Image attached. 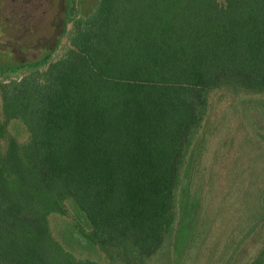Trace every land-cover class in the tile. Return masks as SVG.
I'll return each mask as SVG.
<instances>
[{
  "label": "trees",
  "instance_id": "16d2710c",
  "mask_svg": "<svg viewBox=\"0 0 264 264\" xmlns=\"http://www.w3.org/2000/svg\"><path fill=\"white\" fill-rule=\"evenodd\" d=\"M83 4L65 0L57 52L0 64V264H99L56 238V215L108 264H173L198 215L174 262L190 264L214 227L183 179L213 95L264 108V0ZM233 244L216 264H264V241L245 260Z\"/></svg>",
  "mask_w": 264,
  "mask_h": 264
},
{
  "label": "rangeland",
  "instance_id": "374dc122",
  "mask_svg": "<svg viewBox=\"0 0 264 264\" xmlns=\"http://www.w3.org/2000/svg\"><path fill=\"white\" fill-rule=\"evenodd\" d=\"M96 3L97 0H84V9L89 10ZM64 15L65 0H0V64L34 61L49 51L57 52L60 42L65 40L62 37ZM250 97L241 93L232 96L222 91L213 95L208 123L193 147L196 155L203 140L201 154L195 161L193 156L189 158L183 185L191 184L200 207L209 211L214 227L213 233L206 237L203 255H195L190 264H216L220 254L228 251L226 246L232 239L235 244L228 257L234 256L241 247L239 254H243L242 260H245L255 253L258 243L264 241V223L258 224L260 219L252 215L249 206H253V214H256L258 206L253 200L259 190L264 189V108L258 105L257 95ZM262 200L260 195L263 208ZM197 216H192L187 224L178 223L181 234L186 235L178 251L170 253L175 259L173 264L179 255L185 257ZM51 223L56 238L77 258L108 264L97 247L73 230L68 218L52 216ZM255 224L258 229L253 232L251 228ZM248 234L247 242L241 246V239ZM215 242V252L206 249Z\"/></svg>",
  "mask_w": 264,
  "mask_h": 264
}]
</instances>
